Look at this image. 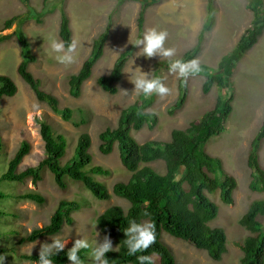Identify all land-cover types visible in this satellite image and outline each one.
Instances as JSON below:
<instances>
[{"label": "rangeland", "instance_id": "rangeland-1", "mask_svg": "<svg viewBox=\"0 0 264 264\" xmlns=\"http://www.w3.org/2000/svg\"><path fill=\"white\" fill-rule=\"evenodd\" d=\"M42 1L30 0V10L33 14L42 9ZM119 1L67 0L66 10L76 49L73 53L74 61L62 64L55 59V54H49L48 49V40L51 37L60 40L59 11L48 16L44 25L37 26L33 20L24 18L27 7L22 0H0V36L19 29L24 31L38 57L37 63L30 66V72L41 81L43 90L59 98L61 108L68 107L73 110L72 121L65 122L47 105L38 102L30 87L17 73V67L21 62L18 43L12 40L1 44L0 75L10 77L17 85L18 92L14 97L0 101V133L5 142V153L0 156V177L6 172L8 162L23 141L31 144V151L19 166V171L35 166L41 160L44 148L39 132V120L49 123L56 135L65 136L67 152L63 164L75 156L79 137L87 133L91 137L90 153L93 157L89 170L94 166H102L111 171L109 176L95 178L103 182L109 191H112L115 183L130 179L132 174L122 166L117 150L109 156L100 154L99 134L108 127L115 128L121 110L137 99L138 95L134 93V85L131 83L133 72L139 70L151 78L158 61L178 59L195 47L202 29V25L201 29L200 26H195L196 21L201 18V24H205L207 0H165L160 4L151 5L146 14V31L149 29L166 31L164 47L173 48L175 54L171 57L160 55L145 57L141 53L143 47L141 45L125 67L123 79L118 85V94L109 96L100 90L96 79L111 72L116 58L133 41L136 16L142 1L125 2L113 19V31L106 43L104 56L94 67L90 80L83 85L80 98H71L68 94V76L80 70L91 52L94 39L105 30L108 18L118 7ZM250 2L251 0H216L218 30L207 35L202 53L196 58L199 66L215 68L219 60L236 45L253 18L252 13L247 10ZM59 4L51 0L48 9L56 8ZM18 14L23 15V20L4 30V22ZM178 80L179 76L176 73L168 71L162 73V81L169 92L163 97L155 94L149 96L153 102L148 111L157 115L158 126L153 131L143 129L140 132H133L139 143L151 140L168 141L173 129H185L190 122L201 118L212 107L219 90L215 88L208 96H202L204 76H194L189 80L186 105L175 116H170L169 111L178 97ZM221 89L225 94L234 95L233 111L226 124V132L213 139L207 151L213 157L222 160L225 171L236 179L238 190L234 193V202L230 206L222 205L218 195L212 196L213 201L220 205V213L210 225L222 227L226 231L228 252L220 262H214L207 252L163 234V241L173 251L176 264H240L242 252L239 244L243 242L247 232L240 227L238 220L253 201L264 199V193H251L248 190L250 170L246 164L250 142L257 135L264 116V32L258 43L238 64L234 76L224 79ZM82 120L85 124L80 127L74 126V123H80ZM260 162L264 168V144L260 151ZM150 166L159 174H166L163 162H154ZM68 181L70 186L67 191H63L55 184L53 175L45 170L43 180L36 186L30 180L24 184L7 182L0 184V191L9 195V198L0 200V250L5 251L3 253L5 264H34L20 261L10 252V249H17L15 246L17 236L13 232L19 231L20 235H24L33 228L46 225L61 199L74 200L79 204L80 210L73 215L74 224L64 227L62 233L55 237L43 238L21 246L18 250L23 253H36L39 252L41 244L51 243L56 238L65 240V249H71L75 240L85 239L89 244V252L81 264H98L92 256L105 239L96 224L98 216L110 206L118 205L126 209L129 204L113 194L111 200L99 201L82 183L69 179ZM28 189L45 196L46 204L38 206L32 202L15 199L18 193ZM110 241L116 250V244L113 240Z\"/></svg>", "mask_w": 264, "mask_h": 264}, {"label": "trees", "instance_id": "trees-1", "mask_svg": "<svg viewBox=\"0 0 264 264\" xmlns=\"http://www.w3.org/2000/svg\"><path fill=\"white\" fill-rule=\"evenodd\" d=\"M27 7L25 19L33 20L37 26H42L45 19L54 12L59 11V38L67 45L73 42V33L70 19L66 10L67 0H53L60 3L58 7L48 9L51 0L42 1V9L31 12L30 0H22ZM129 0H120L118 7L110 14L108 25L92 43L88 58L80 70L68 76V94L71 98L81 96L83 85L90 80L93 69L102 59L105 46L113 31L114 17L119 8ZM136 16V31L133 41L116 58L111 72L96 79V84L103 93L115 96L119 92L118 85L123 79L124 70L138 48L134 44L137 38H142L146 32L147 9L153 4H160L165 0H141ZM247 10L252 13V21L239 37L236 45L226 53L215 68L207 65L199 66L201 71L179 77L178 97L171 110L170 116H175L186 105L189 95V80L194 76H204L201 87L202 96H208L217 88L212 107L201 118L188 124L185 129H173L170 139L151 140L143 144L133 136V132L143 129L155 130L159 119L155 113L149 112L153 100L150 97L138 95L137 99L120 112L118 124L115 128H106L99 134V152L103 156L118 151L122 166L132 175L126 182H117L112 191L95 176H109L111 171L102 166H94L90 153L91 137L82 134L75 149V156L63 164L67 152L65 136L56 135L53 127L46 121H39V132L43 142L44 154L35 166L19 171L24 158L30 154L31 144L23 141L14 156L8 162L6 172L0 177V184L25 183L31 181L35 186L43 180V173L48 170L54 177L55 184L67 191L69 180L82 183L84 187L99 201H109L112 194L128 202V208L110 206L96 220L99 232L103 237L113 240L116 250L105 254L109 264H136L134 256L127 255V248L123 242L126 239L124 229L129 227V221L138 223L150 221L155 224V242L144 254L155 253L152 256L153 264H176L171 248L163 241V234L192 244L198 250L207 252L210 259L220 262L227 254V235L222 227H213L212 221L218 218L220 205L213 201L212 196L218 195L222 205L230 206L234 202V193L238 190L236 179L229 175L221 159L213 157L207 151L209 143L226 132V124L233 111V94L221 92L224 79L232 78L238 64L246 54L258 43L264 32V0H251ZM218 7L216 0L206 2V20L200 31L198 41L191 50L185 52L180 58L182 62L196 60L203 50L207 35L216 25ZM23 15L18 14L4 22V30L10 29L15 22L22 21ZM15 40L20 48L21 62L17 73L30 87L38 102L47 105L55 114L65 122H71L73 110L60 107V100L54 94L43 90L42 83L31 72L30 66L38 61L33 46L22 30L0 36V45ZM170 59L158 61L151 78H160L162 73L168 71L169 65L175 61ZM18 92L17 85L8 76L0 75V101L12 98ZM85 124L74 123L75 127ZM264 144V116L257 135L251 140L247 155V166L250 170L248 190L251 193H264V168L260 163V151ZM5 153V142L0 133V156ZM163 162L166 174H159L150 164ZM179 177V179H178ZM9 198L0 191V200ZM18 201L32 202L38 206L46 204L47 200L41 193L28 189L15 196ZM80 210L79 204L74 200L61 199L49 222L43 227L33 228L29 233L17 236L16 250L10 249L20 261L34 263L38 259V252L23 253L19 247L35 243L43 238L55 237L62 233L64 227L74 224V213ZM147 213L148 215H144ZM238 224L247 232L241 242L242 256L240 264H264V199L253 201L238 220ZM70 248L63 249L53 257L54 264H68L66 253ZM87 250L78 253L80 261L85 260ZM3 254L5 251L0 250Z\"/></svg>", "mask_w": 264, "mask_h": 264}, {"label": "clouds", "instance_id": "clouds-1", "mask_svg": "<svg viewBox=\"0 0 264 264\" xmlns=\"http://www.w3.org/2000/svg\"><path fill=\"white\" fill-rule=\"evenodd\" d=\"M166 38V31L149 29L143 33L142 38H137L134 44L137 46L143 45L141 53L145 57L150 58L155 55L171 57L175 54V50L164 47ZM48 49L49 54H55V59L59 63L70 64L74 61L73 53L76 49L74 41L66 45L64 41L51 37L48 40ZM200 71L198 61L195 59L189 62L175 60L168 67L169 73H176L179 77H187L189 74H195ZM131 83L134 85V93L136 95L142 94L144 97H149L153 94L163 97L169 92V89L160 78H149L147 74H143L139 70L131 74ZM144 215L148 214L144 213ZM124 235L126 239L123 244L127 248V255L134 256L136 264H153L152 256L155 253H144L155 242V224L150 221L138 223L130 220L129 227L124 229ZM65 244L66 241L59 238L53 239L51 243L41 244L38 259L34 260V264H54L53 257L65 248ZM87 249H89L88 242L85 239H77L73 247L66 253L67 259L72 264H81L78 253ZM113 250L111 241L105 237L104 242L94 251L92 259L98 264H109L105 254ZM0 264H5L4 254H0Z\"/></svg>", "mask_w": 264, "mask_h": 264}, {"label": "crops", "instance_id": "crops-1", "mask_svg": "<svg viewBox=\"0 0 264 264\" xmlns=\"http://www.w3.org/2000/svg\"><path fill=\"white\" fill-rule=\"evenodd\" d=\"M200 20H202L201 18L200 19H198V21H196V27H199L200 25H202V27H203V23L201 24V21ZM217 23H216V26H215V28H214V30L213 31H216V29H217ZM220 28V27H219ZM200 29H201V26H200ZM200 29H199V31H200ZM218 30V29H217ZM212 31V32H213Z\"/></svg>", "mask_w": 264, "mask_h": 264}]
</instances>
